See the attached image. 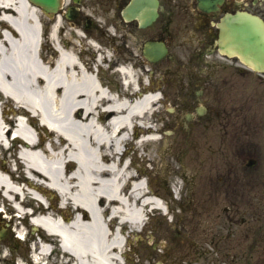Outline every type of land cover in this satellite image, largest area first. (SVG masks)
Returning <instances> with one entry per match:
<instances>
[{"label": "bare ground", "instance_id": "obj_1", "mask_svg": "<svg viewBox=\"0 0 264 264\" xmlns=\"http://www.w3.org/2000/svg\"><path fill=\"white\" fill-rule=\"evenodd\" d=\"M63 22L29 0H0V96L17 104V113H35L48 129L30 120L14 123L2 112L0 146L12 126L19 163L12 170L0 164V196L17 209L45 196L50 200L46 211L39 205L46 212L36 219L42 229L34 227L24 241L28 246L35 231L49 241L45 232L57 237L60 264H140L132 257V237L140 239L145 215H163L165 209L149 181L159 170L168 171L177 187L172 176L186 169L189 145L185 138L170 144L159 136L165 125L158 91L165 76L147 85L146 73L122 64V82L112 85L101 76H115L111 54L79 25ZM176 152L183 156L178 167ZM44 183L58 192L61 207L52 204ZM48 250L46 244L33 248L38 261Z\"/></svg>", "mask_w": 264, "mask_h": 264}, {"label": "flooded vegetation", "instance_id": "obj_2", "mask_svg": "<svg viewBox=\"0 0 264 264\" xmlns=\"http://www.w3.org/2000/svg\"><path fill=\"white\" fill-rule=\"evenodd\" d=\"M76 7L78 19L90 11L111 14L108 26L122 24L126 29L117 41L133 34L131 48L138 49L142 62L147 61L143 50L148 44H163L167 54L173 43L189 45L186 85L192 98L186 107L191 121L219 120L224 135L222 155L233 161L221 180L228 192L226 204L233 209L229 213L236 225V252H214L216 257L205 252L204 256L212 258L209 264H224L219 255L230 264H264V70L259 69L264 59L261 63L248 56L246 63L239 53L220 51L224 17L244 11L264 22V0H80ZM89 23L94 25L91 19ZM239 45L238 36L235 50ZM121 52L130 54L127 45ZM216 164L220 167V160ZM207 201L204 214L211 215V204L216 201L212 193ZM218 233L216 229L213 235Z\"/></svg>", "mask_w": 264, "mask_h": 264}, {"label": "rangeland", "instance_id": "obj_3", "mask_svg": "<svg viewBox=\"0 0 264 264\" xmlns=\"http://www.w3.org/2000/svg\"><path fill=\"white\" fill-rule=\"evenodd\" d=\"M67 3L68 0H64V4ZM85 14H88L95 23L92 27L84 28L85 23L80 20V28H84L85 34H88L102 49L111 54L110 62L114 64L125 62L128 65L132 62L137 65L135 69L139 72L143 70L145 73L151 72L155 79L159 75L166 77L165 82L161 83L165 102L164 105H161L165 129L159 136H162L170 144L185 138L189 145V158L182 162L186 169L177 170L172 176V179L178 183L177 187L173 188V185L170 184L168 171L161 172L159 170L157 175L149 181L150 187L167 203L170 212L167 215L152 214L147 220L146 227L140 233V239L137 241L132 237L133 244L137 242L134 251L137 254L132 255L133 259L140 260V264H209L212 258L204 256L205 252H213L211 256L214 257H216L214 252H236V225L233 215L229 213L233 209L226 204L228 192L222 184V180L226 178L224 175L228 173L225 168H231L233 161L222 155L220 146L224 135L221 124L213 117L209 120L203 117L199 121L193 122L185 118L189 109L186 107L187 103L184 105L183 102L192 98L190 91L187 90L189 87L186 85L187 73L190 71L191 49L189 45L187 47L183 44L173 43L167 56L159 62L155 64L142 62L137 53L138 49L131 48L134 40L133 34L125 41H117L121 40L118 37L123 36L126 31L122 24L114 25L115 34L112 36L113 38H110L106 29L108 19L112 17L111 14L101 11H90ZM116 18L119 19V17ZM69 22L72 21L65 19L63 23L67 25ZM125 44L130 54L121 52L126 46ZM101 76L112 85H117V76H111L106 72H101ZM183 79L185 82L182 81ZM199 101L202 102L201 99ZM165 105L166 107L171 106L175 110L169 112ZM9 117L11 118V116ZM199 137H201L200 140H197ZM157 152L160 155L162 148L158 147ZM11 153L3 152L0 149V161L12 162ZM173 156L172 159L178 167L183 156L180 152H176ZM219 160L220 167L216 164ZM187 167L188 177L185 179L183 175H186ZM202 175H205L206 179ZM172 189L174 193L171 191ZM211 193L216 201L211 204L213 207L211 215H207L204 214L203 204L208 205L207 196H211ZM226 207H229L228 211H225ZM9 217L7 215V219L3 220L0 216L2 219L0 228L6 227L10 230V233L0 240V264H24L29 253V246L32 247L33 243L30 241L27 246L25 242L14 241L16 240L12 232L14 223ZM219 223L220 225H218ZM216 229H219L217 237L213 235ZM177 230L179 235L176 234ZM151 234L153 240L149 238ZM197 242L200 244L198 247ZM10 247H12V252ZM219 257L224 258V264H230L225 256L219 255ZM60 258V256H56L58 261Z\"/></svg>", "mask_w": 264, "mask_h": 264}, {"label": "water", "instance_id": "obj_4", "mask_svg": "<svg viewBox=\"0 0 264 264\" xmlns=\"http://www.w3.org/2000/svg\"><path fill=\"white\" fill-rule=\"evenodd\" d=\"M31 1L34 2L35 4L40 5L45 12H55L57 10V7H58V0H31ZM74 1L76 2L77 0H74ZM69 17H73V16L70 15ZM244 21H246V20H242V29H241V35H242V39L241 40H242V43H241V47L247 45V43L250 44L248 39L243 38V35L245 33L248 35L249 24L255 25L256 28H257V33L255 34L256 35V44H253V45H254L255 50L258 53V55H260L262 52L264 53V47L260 43V39H261L260 38V32L264 28V25L258 19L252 18V17L248 18L247 22H244ZM224 26H225L226 34L230 35L229 37L232 39L233 34H234V32H233L234 31V26H233V23H232V19H228ZM252 37L253 38H251V41L253 42L254 35H252ZM163 53H164V49L163 48H160V49L159 48H151V49L148 50V53L146 54V56L149 59H151V60H156L159 57H161ZM4 235H5V233L0 231V238H3Z\"/></svg>", "mask_w": 264, "mask_h": 264}]
</instances>
